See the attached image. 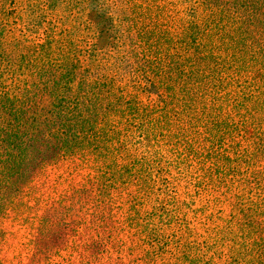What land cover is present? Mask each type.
<instances>
[{"label": "trees", "instance_id": "obj_1", "mask_svg": "<svg viewBox=\"0 0 264 264\" xmlns=\"http://www.w3.org/2000/svg\"><path fill=\"white\" fill-rule=\"evenodd\" d=\"M162 1L171 23L127 29L134 95L88 81L68 28L17 35L0 2V191L64 160L90 171L65 196L92 214L88 264H264V0ZM46 229L23 264H49Z\"/></svg>", "mask_w": 264, "mask_h": 264}, {"label": "rangeland", "instance_id": "obj_2", "mask_svg": "<svg viewBox=\"0 0 264 264\" xmlns=\"http://www.w3.org/2000/svg\"><path fill=\"white\" fill-rule=\"evenodd\" d=\"M45 1L0 0L4 11L9 14L6 21L11 28H16L17 35L22 31L30 41L41 42L45 30L52 25L55 32L68 28L74 34L75 51L81 69L87 71L88 81L99 80L101 85L103 80L113 81L119 90L136 94L139 73L134 68L135 58L129 56V50L131 53H138V50L135 42L130 47L126 39L127 29L134 24L140 27L148 21L157 34L161 23H171L169 12L158 9L162 18L157 17L158 12L152 10L150 0H55L53 7H47ZM157 4L162 6L164 2L157 0ZM107 16L112 18L113 26L104 19ZM99 19H104L102 23L109 26L102 35ZM33 25L36 26L31 28ZM168 29L166 26L165 30ZM169 39L170 35H166L157 41L154 56L162 57L169 50L165 44ZM141 99L146 101L144 95ZM110 120L120 119L112 115ZM103 126L101 123L99 128ZM65 162L49 160L40 173L17 192L4 188L0 191V264L27 262L35 247L37 229L45 223L50 234L43 237V241L49 240L50 244L57 246L49 264H55L57 260L63 264H88L86 236L95 233V227L93 224L84 226L92 214L78 198L65 196L72 195L73 185L89 177L90 171L81 169L70 179L66 169L68 163ZM62 192L66 194L62 196ZM53 201L56 205L62 202L73 210L68 220L69 212H61L59 206L53 208ZM48 208L50 215L45 212ZM45 215L49 217L48 221Z\"/></svg>", "mask_w": 264, "mask_h": 264}]
</instances>
